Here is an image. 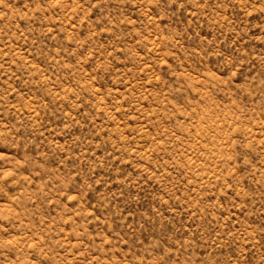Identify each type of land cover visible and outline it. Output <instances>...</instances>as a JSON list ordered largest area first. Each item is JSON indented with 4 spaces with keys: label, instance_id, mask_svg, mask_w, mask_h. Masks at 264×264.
Wrapping results in <instances>:
<instances>
[{
    "label": "rangeland",
    "instance_id": "374dc122",
    "mask_svg": "<svg viewBox=\"0 0 264 264\" xmlns=\"http://www.w3.org/2000/svg\"><path fill=\"white\" fill-rule=\"evenodd\" d=\"M0 264H264V0H0Z\"/></svg>",
    "mask_w": 264,
    "mask_h": 264
}]
</instances>
